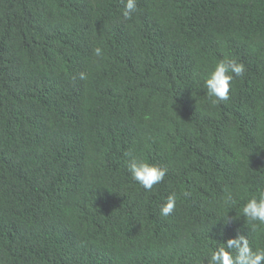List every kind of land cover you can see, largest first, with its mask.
<instances>
[{"label":"trees","instance_id":"1","mask_svg":"<svg viewBox=\"0 0 264 264\" xmlns=\"http://www.w3.org/2000/svg\"><path fill=\"white\" fill-rule=\"evenodd\" d=\"M0 264H264V0H0Z\"/></svg>","mask_w":264,"mask_h":264}]
</instances>
